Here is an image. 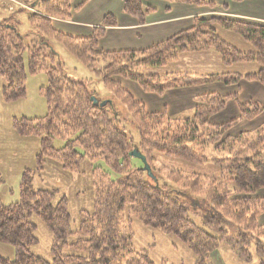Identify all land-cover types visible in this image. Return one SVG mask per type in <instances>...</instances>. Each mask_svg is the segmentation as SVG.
<instances>
[{"label":"trees","instance_id":"trees-1","mask_svg":"<svg viewBox=\"0 0 264 264\" xmlns=\"http://www.w3.org/2000/svg\"><path fill=\"white\" fill-rule=\"evenodd\" d=\"M17 1L31 8L28 20L41 39L28 43L13 24L0 20L3 99L13 102L26 95L27 63L31 74L47 76L48 84L41 92L48 112L41 118L15 119L14 130L23 137L40 139L38 169L44 168L47 159L70 172H80L86 162L102 161L120 178L114 180L101 166L94 167V209L80 212L79 227L73 231L67 197L58 199L56 190L35 189L34 173L26 170L20 200L11 205L0 202V243L12 246L15 252L13 260L0 257V264H155L147 251L134 248L131 219L176 236L194 253L195 264H213L212 255L222 244L248 262L255 254L257 264H264V225L259 220L264 199L255 196L264 189V123L254 131L227 134L241 120L259 118L264 112L262 104L255 99L242 101L239 93H206L195 99L192 116H170L167 108L148 111L118 81L133 82L158 97L180 88L215 83L235 86L241 80L264 86V23L228 16L197 17L191 28L150 48L105 51L99 48L100 40L110 26L117 25L111 14L90 37H73L53 27L54 18L70 20L73 11H80L91 0ZM145 1L123 2V11L142 25L155 12ZM164 1L229 10L228 4L206 0ZM218 27L240 35L254 50L246 53L230 45L219 36ZM49 40L61 43L101 81L103 97L90 89L93 80L66 76ZM202 51L219 53L227 67L257 63L261 69L248 75L147 73L150 68L178 61L185 53ZM229 100L237 103L240 118L212 123L211 118L223 112ZM120 109L137 128L138 140L119 126ZM56 140L64 146L56 148ZM134 150L147 158L153 177L131 155ZM154 153L196 165L211 163L221 177L165 168L157 165ZM32 216L40 218L53 235L52 261L31 251L38 243ZM160 264L171 263L163 260Z\"/></svg>","mask_w":264,"mask_h":264},{"label":"rangeland","instance_id":"rangeland-1","mask_svg":"<svg viewBox=\"0 0 264 264\" xmlns=\"http://www.w3.org/2000/svg\"><path fill=\"white\" fill-rule=\"evenodd\" d=\"M1 2L3 0H0V20H8L13 24L20 33L25 35L28 43L41 39L37 28L32 26L28 20L29 11H32L28 5L20 1L11 4ZM11 5L13 9L10 8ZM225 14L224 12L221 17H225ZM250 22L258 23L256 21ZM217 32L223 40L242 52L248 53L254 50L250 43L232 31L218 27ZM49 45L55 50L58 61L64 65L66 76L78 81L93 80L90 89L97 91L101 97L104 96L103 84L95 78L94 74L81 61L73 56L61 43L49 40ZM260 69L261 67L257 63L233 64L231 67H227L222 63L219 53L202 51L185 53L178 61L166 67L150 68L147 73L160 76L171 73L199 75L237 73L248 75L257 73ZM26 75V95L13 102H6L3 99V79L0 77V202L4 205H11L20 200L23 174L26 170H30L34 173L33 185L35 189L56 190L58 199L64 196L67 197L72 217V230L76 231L79 227L80 212L83 210L91 212L94 209V167L96 165L101 166L111 174V178L114 180L119 179L120 175L109 170L102 161L93 165L86 162L80 172H70L64 170L54 160L47 159L44 168L38 169L37 155L40 152V139L19 135L14 130V121L23 117L41 118L47 114V100L42 94L41 88L48 84V79L45 74H31L27 63ZM118 81L122 82L120 79ZM120 112L122 113L118 118L119 126L138 140V130L130 116L121 109ZM192 115L193 111L183 114V116ZM54 146L62 148L64 142L56 140ZM153 157L156 159L157 165L184 174H198L209 178L221 177V171L211 163L196 165L159 153H154ZM138 163L140 162L138 161ZM31 221L36 226L35 235L38 239V243L31 249L32 253L52 261V233L37 216H32ZM131 221L129 225H131L134 248L138 251H147L155 264H160L163 260L171 264H195L196 256L194 253L176 236L146 226L140 220L131 219ZM0 257L13 260L15 257L13 247L0 243ZM212 262L213 264H257V256L254 254L253 261L248 262L237 253L235 254L231 246L222 244L212 255Z\"/></svg>","mask_w":264,"mask_h":264},{"label":"crops","instance_id":"crops-1","mask_svg":"<svg viewBox=\"0 0 264 264\" xmlns=\"http://www.w3.org/2000/svg\"><path fill=\"white\" fill-rule=\"evenodd\" d=\"M206 1L219 5L227 3L230 9L225 12L220 7L210 8L194 4L169 3L164 0H147L144 2L145 6L152 7L155 12L142 25L135 17L123 11L124 0H91L80 11H73L70 20L54 18L52 22L56 30L70 36L90 37L93 29L100 26L107 15H113L117 25L110 26L99 43V48L105 51L144 50L191 28L197 17L222 16L224 12L228 17L264 23V0H246L241 3L232 0ZM3 2L18 3L16 0H3ZM122 84L136 100L144 103L148 111L160 112L167 108L168 114L171 116L194 111L195 99L206 93H218L220 95L239 93L242 101L255 99L264 108V86L258 82L247 80H241L235 86L215 83L200 87L180 88L166 92L164 97L147 94L137 84L130 81L122 80ZM240 116L237 103L234 100H229L226 109L213 116L211 121L214 124H222L233 119H239ZM263 123L264 112L255 120H241L227 134L237 136L242 132L254 131ZM255 196L264 199V189L258 191ZM259 220L260 225H264V214Z\"/></svg>","mask_w":264,"mask_h":264},{"label":"water","instance_id":"water-1","mask_svg":"<svg viewBox=\"0 0 264 264\" xmlns=\"http://www.w3.org/2000/svg\"><path fill=\"white\" fill-rule=\"evenodd\" d=\"M103 105H105V103H103ZM131 155H132L133 157L137 158V159H140V160L142 161V163L144 164L143 169H144L145 171H147L148 174H149L151 177H153V176H152L151 168H150V166H149V164H148V161H147V158H146L143 154H141L138 150H134V151L131 153Z\"/></svg>","mask_w":264,"mask_h":264}]
</instances>
